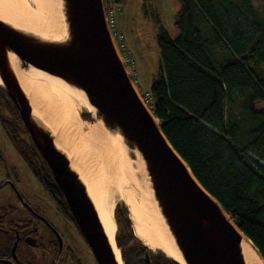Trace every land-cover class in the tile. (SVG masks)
Returning <instances> with one entry per match:
<instances>
[{
	"label": "trees",
	"instance_id": "obj_1",
	"mask_svg": "<svg viewBox=\"0 0 264 264\" xmlns=\"http://www.w3.org/2000/svg\"><path fill=\"white\" fill-rule=\"evenodd\" d=\"M174 26L175 38L162 29L156 35L159 71L147 105L193 177L264 261V110L254 107L264 100V9L254 0H180ZM0 111L9 140L76 226L1 87ZM88 117L80 113L81 119ZM113 216L124 264H146L145 252L149 264H179L142 244L123 202Z\"/></svg>",
	"mask_w": 264,
	"mask_h": 264
},
{
	"label": "water",
	"instance_id": "obj_2",
	"mask_svg": "<svg viewBox=\"0 0 264 264\" xmlns=\"http://www.w3.org/2000/svg\"><path fill=\"white\" fill-rule=\"evenodd\" d=\"M63 13L67 33L63 41L45 40L0 20V87L16 107L97 264L119 263L78 174L56 148L49 130L35 121L8 53L20 68L42 71L80 90L94 109L85 112L139 153L183 264H246L241 250L244 235L196 181L133 87L115 50L103 0H63ZM15 246L16 242L13 254ZM143 260L150 263L146 252Z\"/></svg>",
	"mask_w": 264,
	"mask_h": 264
},
{
	"label": "bare ground",
	"instance_id": "obj_3",
	"mask_svg": "<svg viewBox=\"0 0 264 264\" xmlns=\"http://www.w3.org/2000/svg\"><path fill=\"white\" fill-rule=\"evenodd\" d=\"M0 20L49 41H63L67 34L63 0H0ZM7 59L29 100L35 121L49 130L56 148L69 159L71 169L85 186L117 262L122 264L113 240V209L120 200L142 244L183 264L139 153L128 149L122 138L108 132L100 120L83 131V119L80 122L77 110L93 113L94 109L80 90L42 71L20 68L12 53ZM241 250L246 264H264L245 236Z\"/></svg>",
	"mask_w": 264,
	"mask_h": 264
},
{
	"label": "rangeland",
	"instance_id": "obj_4",
	"mask_svg": "<svg viewBox=\"0 0 264 264\" xmlns=\"http://www.w3.org/2000/svg\"><path fill=\"white\" fill-rule=\"evenodd\" d=\"M254 1L263 11L264 0ZM103 5L106 14L107 8L110 11L113 21L109 31L123 58L124 68L139 94L149 99V86L157 78L159 71L156 35L159 29H162L171 39L177 36L178 31L174 23L180 0H103ZM254 107L264 110V100H256ZM85 111L78 108L79 120L80 113ZM0 113L6 116L3 111ZM89 114L88 120L81 119L83 131L96 122L94 114ZM28 157L30 158V155ZM23 202L30 209L25 207ZM0 217L2 229L11 225L10 222H31L30 235L34 243L19 240L15 247L19 260H28L30 264H50L55 253V230L66 246L89 264V251L78 227L58 209L55 199L33 175L27 161L9 140L1 121ZM9 232L0 229V252L9 246L12 234Z\"/></svg>",
	"mask_w": 264,
	"mask_h": 264
},
{
	"label": "flooded vegetation",
	"instance_id": "obj_5",
	"mask_svg": "<svg viewBox=\"0 0 264 264\" xmlns=\"http://www.w3.org/2000/svg\"><path fill=\"white\" fill-rule=\"evenodd\" d=\"M27 135H28V133H27ZM30 141H31V139H30ZM34 153H35V157L37 156L38 158L37 157L36 158L39 160L40 154L38 153L36 148H35ZM1 221H2V218L0 217V222ZM10 223H11V225H9L5 229H2V227L0 226L1 230H3V231L8 230V231H10L9 234L12 233L11 237H10V242H9L8 248H6L4 251L0 252V264H30L28 262V260H22V259L19 260L15 254V250H14V254H13L11 251V248H12L13 243L16 242V245H17L19 240H24L25 242L30 243V244L34 243V240L31 238V235H30V233L32 232V228L30 227L31 222L30 223L29 222H22V224H19L18 222H15V223L10 222ZM55 237H56V234H55ZM61 239H62V242L60 245L59 241H58V237L55 238V242L53 243L55 253H54V257L52 258L53 260H51L50 264H87V260H83L82 257L75 254V252L71 248H68L66 246L62 237H61ZM114 244H115V247L119 251L120 260L122 261V264H124L123 260L121 259L120 247L116 246L115 239H114ZM85 245L87 247V250L89 251V253H88V255L90 256L89 264H97L93 254H92L90 248L88 247V245L86 244V242H85Z\"/></svg>",
	"mask_w": 264,
	"mask_h": 264
},
{
	"label": "built area",
	"instance_id": "obj_6",
	"mask_svg": "<svg viewBox=\"0 0 264 264\" xmlns=\"http://www.w3.org/2000/svg\"><path fill=\"white\" fill-rule=\"evenodd\" d=\"M106 20H107L108 25L110 26V24L112 23L113 20L111 18L109 9H107V18H106ZM141 100L143 101V103H147V101H148V99L145 96L142 97Z\"/></svg>",
	"mask_w": 264,
	"mask_h": 264
},
{
	"label": "crops",
	"instance_id": "obj_7",
	"mask_svg": "<svg viewBox=\"0 0 264 264\" xmlns=\"http://www.w3.org/2000/svg\"><path fill=\"white\" fill-rule=\"evenodd\" d=\"M116 47V46H115ZM116 51H117V53L120 55V52H119V50L117 49V47H116ZM135 90H136V92L139 94V92L137 91V89L135 88ZM139 95H141V94H139Z\"/></svg>",
	"mask_w": 264,
	"mask_h": 264
}]
</instances>
